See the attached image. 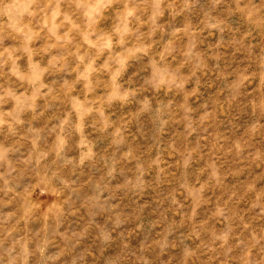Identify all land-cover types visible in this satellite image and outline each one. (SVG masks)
I'll return each mask as SVG.
<instances>
[{
    "label": "clouds",
    "instance_id": "9594fccd",
    "mask_svg": "<svg viewBox=\"0 0 264 264\" xmlns=\"http://www.w3.org/2000/svg\"><path fill=\"white\" fill-rule=\"evenodd\" d=\"M0 264H264V0H0Z\"/></svg>",
    "mask_w": 264,
    "mask_h": 264
}]
</instances>
